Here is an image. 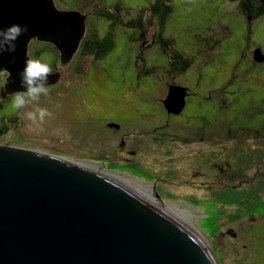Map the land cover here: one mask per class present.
Here are the masks:
<instances>
[{
  "label": "rangeland",
  "instance_id": "obj_1",
  "mask_svg": "<svg viewBox=\"0 0 264 264\" xmlns=\"http://www.w3.org/2000/svg\"><path fill=\"white\" fill-rule=\"evenodd\" d=\"M54 1L60 11H78L87 17L83 41L70 64L62 67L59 50H53L51 43L33 40L29 57L50 66L56 61L60 80L56 86L57 98L51 99L53 108L41 103L25 111L42 107L52 115L43 124L33 125L12 108V97L0 108V145L59 157L107 175L115 172L117 175L111 178L135 193L156 198L177 213L185 226L195 231L215 257L218 256L220 264L257 261L259 257L251 256L256 239L243 232L251 217L264 212V206L254 200L259 193L234 192L229 188L222 191L227 182L222 177L219 179L214 165L228 160L236 164L245 162L243 155L249 153L248 143L242 140L246 136H239L240 142L228 141L231 135L227 129L247 123L253 116L263 118L264 65L257 63L258 67H253L249 58L254 59L257 49L264 53V17L250 20L241 10L240 1L235 0H172L173 14L162 37L165 43H170L169 51L175 48L176 52H183L193 64L187 75L179 79L171 77V84L186 85L187 82L191 95L182 118L169 124L163 105L169 90L164 70L167 58L152 44L159 30L152 28L151 12L147 11L148 27L143 34L126 27L128 18L137 20L140 9L149 8L154 0ZM108 12L124 20L121 24H112L102 17V13ZM106 28L122 36L117 37L115 49L96 62L94 51L87 44L95 36H104ZM46 48L54 52L35 57ZM137 64L142 72L157 67L156 75L143 74L139 79ZM6 81L0 79V95ZM64 95L72 100L57 108L66 102ZM201 115L208 139L204 153L187 158L185 150L175 154L161 152L180 145L172 141L159 145V140L197 137L195 125L197 116ZM105 117L125 125L120 132L110 130L109 141L102 139L97 125L92 133L87 127V120ZM4 127L7 130L3 134ZM123 138L128 148L120 146ZM219 144L224 148L220 150ZM255 144L256 150L262 148L258 146L262 141ZM127 149H138L140 154L131 156ZM103 151H110L114 158L103 159ZM195 171L204 172L206 178H193ZM204 181L205 188L193 187ZM154 185L158 186V192ZM228 229L239 231V238L223 236Z\"/></svg>",
  "mask_w": 264,
  "mask_h": 264
},
{
  "label": "water",
  "instance_id": "obj_2",
  "mask_svg": "<svg viewBox=\"0 0 264 264\" xmlns=\"http://www.w3.org/2000/svg\"><path fill=\"white\" fill-rule=\"evenodd\" d=\"M86 20L81 12L60 11L54 0H0V27L29 29L17 40L15 53L0 56V68L11 73L3 95L25 91L19 74L31 59L33 40L54 45L60 65L68 66L85 35ZM254 60L264 63L261 49ZM59 80L60 73H52L48 86ZM186 94L184 88L170 87L164 101L169 114L182 113ZM0 264L219 262L195 233L106 174L0 145Z\"/></svg>",
  "mask_w": 264,
  "mask_h": 264
},
{
  "label": "flooded vegetation",
  "instance_id": "obj_3",
  "mask_svg": "<svg viewBox=\"0 0 264 264\" xmlns=\"http://www.w3.org/2000/svg\"><path fill=\"white\" fill-rule=\"evenodd\" d=\"M107 30V33L108 30ZM137 30V29H135ZM99 36V35H98ZM97 36V37H98ZM96 37V36H95ZM93 40L90 41L89 44L87 45H91V48H95V46H98V44L96 43V40L98 39L97 37ZM83 41V39H82ZM81 44V42H80ZM95 45V46H94ZM52 46V44H51ZM53 48L55 50L58 51V49H56V47L53 45ZM137 59H138V53H137ZM189 59L183 58L182 56H173L172 58H169V60L167 61V63H165L164 67H165V75L167 76V78L169 79V85L168 88L170 90L171 86H177L181 88L186 89V106L185 109H187V100L188 97L191 95L190 92V88L187 87L186 85L180 83V84H171V77H173V79L176 78H181L183 76H185L188 71L186 73L182 72V69L185 68L188 65V61ZM251 65L253 67L256 66V62L252 59L249 58ZM255 64H254V62ZM261 65H264V63H261ZM144 66H146V64H144ZM137 75L140 77V75L148 73V72H154L153 74L156 75V70L157 67H150L144 70V72H142L141 67L137 64ZM258 67V66H256ZM54 68V69H53ZM53 72L52 73H56L59 72V70L57 69V67L53 66ZM57 84H53V85H49V94L45 97L42 96L39 100V102H35L34 105L37 104H45L48 107L53 108L54 105L51 104V99H56L57 98V94H56V89H57ZM2 89V93H6V91H3V87H1ZM169 90H168V94H169ZM0 95V108H3L5 106V103L10 100L13 96L12 95H8V96H4V95ZM167 94V96H168ZM188 95V96H187ZM4 96V97H3ZM63 98L66 99L65 103H62L60 105H57V108L59 106H63L64 104H66L69 99L72 100V98H69L67 95H64ZM6 101V102H5ZM4 103V104H3ZM164 103V101H163ZM185 111V110H184ZM167 114L169 115V119L170 122L169 124H171L173 119H179L181 118V116H183V112L181 114H174L171 113L169 114L167 112ZM263 118L262 120L259 119L258 117H253L251 118V120H248L247 124L245 125H239L235 128L233 127H229L227 129L228 131V135H231L230 138L227 137L226 140L228 141H235V142H240L237 141V139L239 138V136L241 138H244V136H246L245 140H242L244 142L248 143V147H247V154L243 155V160L241 161V163H232L230 160L225 161L224 163L221 162L220 164H215L214 168L216 171L217 176L219 177V179H221V177L223 178V180H225V182H227L226 186L222 188L223 190H226V188L231 189L234 192L240 191V190H248V191H257L259 193V196L254 198V200L258 201L259 204L264 206V110H263ZM57 115V113H56ZM65 119H67V117H65ZM94 119V118H92ZM198 119V123L197 125H195L198 130H195V135L197 137H190V138H169L166 140H159V142L161 144L159 145H163L166 144L170 141L176 142L180 145V147L178 148H169V149H163L161 150V152L167 153V154H175L176 152H183V150H185V157H191V158H195L196 156L201 155L202 153H204L205 148L208 139L206 137V127L205 125L202 124V115L201 116H197ZM6 120V119H4ZM87 127L89 128L90 133H92L93 131L96 130V124H95V120L93 121H89L87 120ZM119 125L120 128L119 129H115L111 127V125ZM98 126V131H100L102 133V139L104 141H109V133L110 130H116L118 132H120L122 130V125L119 124L116 121H111L110 118H102L100 119V122L97 124ZM218 128V127H217ZM221 141L224 142L223 139H220ZM262 141V145H258L261 146V149L256 150L255 149V142H259ZM158 142V143H159ZM242 143V142H241ZM122 148H128L129 144L126 141V138H123L121 140V145ZM220 146V150L223 149L224 147H222L221 144H219ZM223 146H226V144H223ZM254 148V150H253ZM226 150V149H225ZM127 153L131 156L134 157H138L140 154V151L138 149H127L126 150ZM114 156H111L110 151H103V159L106 160H111L113 159ZM225 158V157H223ZM127 160V159H126ZM101 173H103L101 170H97ZM106 174V173H104ZM107 175V174H106ZM117 173L115 172H110L107 176H116ZM122 175H120L119 177H121ZM193 178L198 179V178H206V174L202 171H195L193 172L192 175ZM185 184V182H183ZM194 183V182H191ZM206 185V182H201V184L199 186H193V187H202L205 188L204 186ZM127 186V185H126ZM158 186L154 185V189L155 191L158 192L157 190ZM161 197V196H160ZM162 202H164L163 198L161 197ZM259 199V200H258ZM245 221V220H243ZM190 228V227H189ZM195 234H197L195 231H193ZM239 231H234L233 229H228V231L226 233H222L223 236H227V237H231L234 239H238L239 238ZM249 235L251 237H253L255 240V249L252 252L251 256L256 255L258 258L257 261H255L253 264H264V212L258 216H253L249 219L248 223L246 225H244V232L243 234ZM199 237V235H198ZM218 262H219V258L218 256L216 257ZM220 264V262H219Z\"/></svg>",
  "mask_w": 264,
  "mask_h": 264
},
{
  "label": "trees",
  "instance_id": "obj_4",
  "mask_svg": "<svg viewBox=\"0 0 264 264\" xmlns=\"http://www.w3.org/2000/svg\"><path fill=\"white\" fill-rule=\"evenodd\" d=\"M235 1H240L241 10L245 13V15L248 18H250V20L258 21L259 19L264 17V0H235ZM119 7H118V9H119ZM147 11L151 12L152 19H151L150 23L152 24V28L153 29L157 28L159 30V32L157 33V37L154 39L152 44L154 47L162 50V54L164 56H166V58H167L165 63H167V61L169 60L168 44H170V43L169 42L165 43L162 36H163L164 31L167 28L166 27L168 24L167 21L169 20V18L173 14L172 0H154L150 4L149 8L143 7L140 9V14L138 13L139 18L137 20L136 19L133 20L132 17H130L131 19L128 18V21H127L128 23H127L126 27H128L129 29H137V31L141 32V34H143L145 31H147V27H148L147 21H146ZM102 14H103L102 17L106 18V20L111 21L112 24L115 22H116V24L117 23L121 24L122 21L124 20V19L122 20L119 15L113 16L112 12L102 13ZM138 14H135V16H137ZM114 18H115V20H114ZM124 24H125V22H124ZM119 36H122V34L121 33L114 34V33H110V31H108V33H107V30H105L104 36L101 35V37L100 36L97 37L98 39L96 40V43L98 44V46L94 45L95 48H91V45L89 46L90 49L94 51V53H93L94 54V60L96 62L105 59L115 49L117 37H119ZM52 49L55 50L53 47H52ZM53 50L50 51L49 48H46V50L39 51L35 55V57L40 58L42 55L52 54L54 52ZM55 51H57V50H55ZM169 52H170L172 57L173 56H182L183 58H186L183 52H176L175 48H173V49L171 48V50ZM172 57H170V58H172ZM187 62H188V65L182 69L183 73H186L187 71L189 73V71H191L190 69H191L193 62L190 59ZM93 64L95 65L96 63L94 62ZM53 66L54 67L57 66L56 61L51 64L52 68H53ZM89 67L90 66H88V68ZM153 73L154 72H148V73H145L144 76H147V75H150ZM142 77H143V74L140 75L139 79H141ZM194 78H195V76L193 78H191L188 82L193 81ZM186 86L188 87L187 82H186ZM163 105L165 107V104H163ZM165 109H166V107H165ZM166 112H168V111L166 110ZM253 117H257V116H253ZM100 119H102V118H98L95 120L96 125L100 122ZM179 119H177V120H179ZM111 121H113V120H111ZM172 121H176V119H173ZM116 122L121 124L122 127L125 126L123 123H120L119 121H116ZM177 122H179V121H177ZM173 124H175V123H173ZM245 124H247V123H244V124L242 123L240 125H245ZM115 129H117V128H115ZM6 130H7L6 127H4L1 130V132L4 134L6 132Z\"/></svg>",
  "mask_w": 264,
  "mask_h": 264
},
{
  "label": "clouds",
  "instance_id": "obj_5",
  "mask_svg": "<svg viewBox=\"0 0 264 264\" xmlns=\"http://www.w3.org/2000/svg\"><path fill=\"white\" fill-rule=\"evenodd\" d=\"M28 27L19 24L10 25L7 28L0 27V56L5 52L12 54L17 50V40L28 33ZM33 36L31 39H37ZM10 63H15L13 58ZM52 67L40 59H27L25 67L19 74L21 87L25 91H17L12 93V108L19 112L22 116L31 121L33 125L39 126L45 122L47 117L52 115L47 108L36 107L34 110L25 111L29 106L38 102L42 96L49 94L48 77L52 74ZM11 73L0 68V79L7 80Z\"/></svg>",
  "mask_w": 264,
  "mask_h": 264
},
{
  "label": "bare ground",
  "instance_id": "obj_6",
  "mask_svg": "<svg viewBox=\"0 0 264 264\" xmlns=\"http://www.w3.org/2000/svg\"><path fill=\"white\" fill-rule=\"evenodd\" d=\"M86 32V30H85ZM80 47V46H79ZM29 53V51H28ZM7 82V81H6ZM7 85V83H6ZM6 85H5V90H6ZM113 180L117 181L118 183H120L118 180L112 178ZM122 184V182L120 183ZM124 185V184H122ZM125 187L129 188L130 190H132V188L124 185ZM133 191V190H132ZM134 192V191H133ZM136 194L139 195L140 197L142 196V198L147 199L149 201L150 204H152L153 206H155L157 209H159L160 211H164L165 214H167L168 216H170L172 219H174L175 221L179 222L180 224H182L185 228L189 229L188 227L185 226V222H183L180 218V216L176 215L177 213H175L174 211H171L170 209L166 208V206L162 205L161 203L158 202V200L156 198L141 194L140 192L136 191ZM192 230V229H191ZM193 232V231H192ZM194 233V232H193ZM197 235V234H196ZM205 244V243H204Z\"/></svg>",
  "mask_w": 264,
  "mask_h": 264
}]
</instances>
